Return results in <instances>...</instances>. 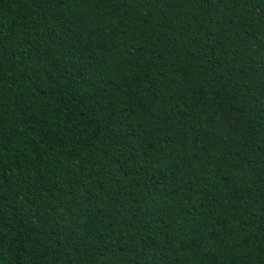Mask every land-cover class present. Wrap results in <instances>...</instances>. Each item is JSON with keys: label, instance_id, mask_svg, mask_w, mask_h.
Returning <instances> with one entry per match:
<instances>
[{"label": "trees", "instance_id": "obj_1", "mask_svg": "<svg viewBox=\"0 0 264 264\" xmlns=\"http://www.w3.org/2000/svg\"><path fill=\"white\" fill-rule=\"evenodd\" d=\"M0 264H264V0H0Z\"/></svg>", "mask_w": 264, "mask_h": 264}]
</instances>
